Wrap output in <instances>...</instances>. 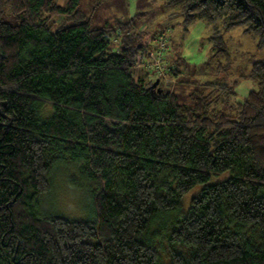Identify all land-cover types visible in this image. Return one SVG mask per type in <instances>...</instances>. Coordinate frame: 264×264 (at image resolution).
Segmentation results:
<instances>
[{
  "label": "trees",
  "instance_id": "16d2710c",
  "mask_svg": "<svg viewBox=\"0 0 264 264\" xmlns=\"http://www.w3.org/2000/svg\"><path fill=\"white\" fill-rule=\"evenodd\" d=\"M162 1L211 29L227 77L224 33L264 49V0ZM80 3L0 0V264H264V59L238 74L243 100L205 82L187 105L159 87L188 84L168 39ZM70 163L97 185L90 221L38 209Z\"/></svg>",
  "mask_w": 264,
  "mask_h": 264
},
{
  "label": "rangeland",
  "instance_id": "374dc122",
  "mask_svg": "<svg viewBox=\"0 0 264 264\" xmlns=\"http://www.w3.org/2000/svg\"><path fill=\"white\" fill-rule=\"evenodd\" d=\"M59 5H64L68 0H53ZM99 4V5H98ZM81 10H85L91 16L93 25L108 21L125 22L134 19L141 29L146 30L145 39H153L163 35L171 42L175 58L180 62V73L188 84L180 83L181 77L161 76L163 78L160 88L175 92L178 99L189 104L188 93L198 89L205 82H238L240 72L248 73L253 62L264 59V49L258 50L251 36L237 28L224 33L223 39L226 44L231 65L229 76L219 72L215 64H210L211 43L209 40L211 29L202 21L194 22L187 31L182 24V18L177 14V9L168 7L162 0H104L95 3L91 0H81ZM94 8V9H93ZM59 24L62 19L55 18ZM145 41V40H143ZM169 54L172 55V49ZM226 58L217 57L222 63ZM174 60V58H173ZM139 61V59H138ZM151 63L146 68H151ZM237 72H235V71ZM232 77V78H231ZM149 81H158L156 70L149 76ZM236 92L240 99L246 98L250 90H255V84L240 80L237 83ZM77 166V165H76ZM72 163L65 166H54L49 174L50 191L39 202L38 209L41 213L64 218L69 221H90L92 213L93 192L97 185L94 181L86 178ZM200 187L188 193L184 200L189 202Z\"/></svg>",
  "mask_w": 264,
  "mask_h": 264
},
{
  "label": "water",
  "instance_id": "95a60500",
  "mask_svg": "<svg viewBox=\"0 0 264 264\" xmlns=\"http://www.w3.org/2000/svg\"><path fill=\"white\" fill-rule=\"evenodd\" d=\"M157 85H158V81H156V82L152 85L151 89H155Z\"/></svg>",
  "mask_w": 264,
  "mask_h": 264
}]
</instances>
